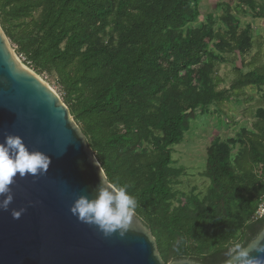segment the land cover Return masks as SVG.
I'll return each mask as SVG.
<instances>
[{
  "label": "trees",
  "instance_id": "trees-1",
  "mask_svg": "<svg viewBox=\"0 0 264 264\" xmlns=\"http://www.w3.org/2000/svg\"><path fill=\"white\" fill-rule=\"evenodd\" d=\"M202 0H0V26L24 64L53 77L64 104L108 182L126 185L135 214L155 239L165 264H226L230 250L247 247L264 229V109L251 130L207 150L203 199L173 207L172 147L179 145L197 110L239 99L264 87V65L254 57L248 73L236 70L229 90L214 79L220 54H246V31L226 7L227 31L196 23ZM255 18L264 6L244 0ZM257 65V66H256Z\"/></svg>",
  "mask_w": 264,
  "mask_h": 264
},
{
  "label": "water",
  "instance_id": "water-1",
  "mask_svg": "<svg viewBox=\"0 0 264 264\" xmlns=\"http://www.w3.org/2000/svg\"><path fill=\"white\" fill-rule=\"evenodd\" d=\"M6 134L19 135L30 151L44 152L51 163L46 174L17 175L11 185L14 199L8 211L0 209V264H165L135 213L124 237H106L72 215L79 196L95 198L101 177L110 183L68 107L22 65L0 26V142ZM21 208L26 211L13 219L12 210ZM261 246L264 229L247 246L250 257L264 259L255 250Z\"/></svg>",
  "mask_w": 264,
  "mask_h": 264
},
{
  "label": "rangeland",
  "instance_id": "rangeland-1",
  "mask_svg": "<svg viewBox=\"0 0 264 264\" xmlns=\"http://www.w3.org/2000/svg\"><path fill=\"white\" fill-rule=\"evenodd\" d=\"M257 4L256 12L264 6V0H252ZM244 0H202L199 6L200 16L196 23L185 28L191 30L207 25L208 16H212L215 32L225 33L227 28L222 22L226 7H230L231 14L239 20V30L248 32L252 48L246 54L224 53L220 54L215 45L211 51L222 58L216 63L213 78L222 80L218 90H229L237 78L236 70L248 73L246 67L256 57L258 65H264V19L255 18L251 8L243 3ZM9 41V40H8ZM10 43V41H9ZM11 49L15 47L10 43ZM16 54V52H15ZM19 61L24 64L25 60L16 54ZM257 66V65H256ZM31 70V69H30ZM32 71V70H31ZM64 103V93L53 77L39 76ZM264 109V87L250 86L244 89V94L239 98H231L220 106H210L205 110H197L196 117L191 121L189 128L185 131L182 142L172 147L173 168L180 171L177 178L172 181L173 191L177 194L173 201V207L179 202L186 203L190 196L203 199L210 187L209 180L205 177L207 150L215 141L227 142L234 140L237 145L232 146V160L241 149L239 145L243 130H251L257 121V112ZM264 208L261 207L259 214L263 215ZM173 261L170 259L168 264Z\"/></svg>",
  "mask_w": 264,
  "mask_h": 264
},
{
  "label": "clouds",
  "instance_id": "clouds-1",
  "mask_svg": "<svg viewBox=\"0 0 264 264\" xmlns=\"http://www.w3.org/2000/svg\"><path fill=\"white\" fill-rule=\"evenodd\" d=\"M50 163L48 155L39 150L30 151L19 135L6 134L3 142H0V197H3L0 209L8 211L14 199L11 185L17 175L37 177L46 174ZM137 207L138 202L129 194L126 185L106 184L101 177L95 198L79 196L71 205L70 212L80 222L97 226L106 237L114 233L124 237L132 226ZM25 211L23 208L13 209V219H19ZM255 250L264 253V246ZM249 251V248L236 244L230 250L228 264L233 261L237 264H264V259L250 257Z\"/></svg>",
  "mask_w": 264,
  "mask_h": 264
}]
</instances>
